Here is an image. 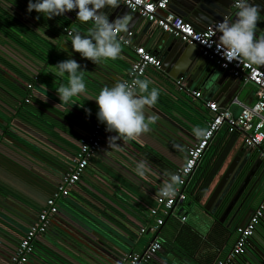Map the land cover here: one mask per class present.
Returning <instances> with one entry per match:
<instances>
[{"label":"crops","instance_id":"1","mask_svg":"<svg viewBox=\"0 0 264 264\" xmlns=\"http://www.w3.org/2000/svg\"><path fill=\"white\" fill-rule=\"evenodd\" d=\"M254 2L264 15V0ZM26 5L27 0L0 2V13H5L0 15V26L10 29L0 31V264L9 262L24 231L66 171L69 158L91 131L97 106L89 96L94 98L101 88L111 87L127 75L137 45L144 46L162 62L161 71L171 65L169 73L177 74L179 67L190 71L199 66L196 75L199 71L201 78L186 72L166 83L158 81V70L147 69L141 79H149V89L156 87L159 91L156 104L144 110L148 131L132 139L110 142L116 147L107 145V138L116 134H104L81 180L58 201V211L47 233L37 239L36 251L27 262L43 264L38 253L47 248L74 264H127L122 257L141 252L155 236L138 235L137 230L154 223L148 209L155 207L162 181L184 162L187 147L200 136L194 130L205 129L210 114L204 101H215L221 109L236 115L241 105L255 102V87L216 67L200 55L197 47L189 48L194 55L189 61L185 55L175 59L173 50L163 56L167 37L154 23L132 16L128 30L132 37L123 47L124 54L115 60L93 63L71 50V34L61 39L54 34L59 29L58 19L26 12ZM113 9H104L109 21L117 17L112 14ZM168 9L200 30L235 12L231 0H170ZM6 15L33 32L34 37L30 38L19 25L7 23ZM57 17L69 19V14ZM89 28L90 23L80 21L73 26L82 35H87ZM62 46L70 56L60 50ZM69 58L83 69L88 94L75 98L68 108L57 104L55 89L61 82L66 83V76L57 77L54 65ZM255 66L264 70V65ZM213 77L217 78L209 88L207 82ZM178 79L190 90L200 91L201 97L179 90L174 82ZM29 96L37 98L40 105L26 102ZM85 109L89 110L87 114ZM140 160L147 161L158 176L138 177L134 167ZM185 191L186 200L175 206L174 213L179 219L185 216L182 223L203 240L195 244L196 248L190 244L193 257L165 253L154 258L156 264H201L215 247L229 253L236 227L246 221L264 197V162L253 149L243 145L239 132L228 133L222 128L210 141ZM218 222L232 235L211 234L213 224ZM256 232L264 235V219ZM177 234L178 230L170 226L157 231L160 239L171 241L176 240ZM250 246L253 250L256 241H251ZM80 250L89 252L90 258Z\"/></svg>","mask_w":264,"mask_h":264},{"label":"built area","instance_id":"2","mask_svg":"<svg viewBox=\"0 0 264 264\" xmlns=\"http://www.w3.org/2000/svg\"><path fill=\"white\" fill-rule=\"evenodd\" d=\"M169 1L120 0V3L131 12L140 15L144 20L154 23L160 31L172 34L184 43L196 45L200 55L216 67L228 72L233 77L243 78L245 82L251 83L255 87L256 100L252 105H241L240 111L236 115L227 109H221L215 101H204L210 115L203 135H200L187 147L184 162L173 172L179 181L175 185V196L164 198L159 192L156 194L155 207L148 209V215L154 219V223L142 225L137 230L138 235L152 233L155 236L146 243L141 252L133 251L125 254L122 261L127 264H147L161 250V240L157 236V231L163 224L164 217L175 215V206L186 200L185 187L188 179L219 130L224 128L228 133L239 132L243 145L253 149L264 162V70L243 60L225 61L215 51L214 44L211 47L206 44L216 38L215 35L209 36V32L214 30L215 22L206 29H196L191 22L175 15L168 9ZM67 33L70 34V30H67ZM118 35L123 39L122 45L128 46L132 32L127 31ZM160 67L161 62L155 55L147 51L144 46L137 45L127 75L120 81L130 82L134 78L141 79L147 69L160 70ZM174 82L179 90L189 92L195 97H201L200 91H193L185 87L182 80L178 79ZM28 86L31 87V84ZM25 101L29 102L30 96ZM105 133L104 125L98 123L96 119L91 131L79 143L74 155L69 158L67 169L53 193L46 198L36 214L35 220L19 239L7 264H27L29 258L36 251L37 239L47 233L51 220L58 211V201L66 197L70 189L81 180L90 157L100 148ZM262 219H264V197L248 215L246 221L236 227V238L231 250L223 258L218 259L216 264H233L236 257L242 256L246 250V243L255 234ZM180 220L184 221L185 216H182Z\"/></svg>","mask_w":264,"mask_h":264},{"label":"clouds","instance_id":"3","mask_svg":"<svg viewBox=\"0 0 264 264\" xmlns=\"http://www.w3.org/2000/svg\"><path fill=\"white\" fill-rule=\"evenodd\" d=\"M235 12L231 16H223L216 21L214 30L209 36L215 35V40L206 44L215 45V51L225 61L243 60L252 65H264V35L258 34L257 22L261 19V7L254 0H231ZM120 0H27L26 12L35 11L38 17L51 19L63 16L64 13L75 10L76 20L81 23H91L87 35L73 30L70 35L71 50L79 53L82 58L95 63L101 59L115 60L120 55L123 39L118 34L126 33L133 19L128 13L119 15L109 21V13L104 9L116 8ZM255 34V35H254ZM69 56L70 52L61 47ZM55 75L63 79L55 89L58 103L68 108L74 103L75 98L87 95L84 71L73 59H66L54 65ZM213 77L207 82L211 88L214 85ZM151 81L147 78H134L130 82L117 81L111 87H103L93 97L97 110L95 113L98 123L104 125L106 132L116 135L107 138V145L116 147L117 139H132L148 131L145 122L144 110L156 104L159 91L156 87L149 89ZM45 98V96H44ZM88 109H85L86 114ZM197 135L203 131L194 130ZM134 172L138 177H157L158 174L145 160L135 162ZM178 177L174 174L164 179L159 187V193L164 198L175 196V185Z\"/></svg>","mask_w":264,"mask_h":264},{"label":"water","instance_id":"4","mask_svg":"<svg viewBox=\"0 0 264 264\" xmlns=\"http://www.w3.org/2000/svg\"><path fill=\"white\" fill-rule=\"evenodd\" d=\"M74 11L75 10L67 12V14H69V17L75 16ZM125 12L129 13V15L134 17L133 19H135L136 17L138 19L139 18L143 19L140 15H138L137 13L131 12L126 6H124L121 3L118 7L114 8L112 10V14H114L115 16L123 15ZM261 19H263V17ZM90 26L92 27L91 23H90ZM257 28H258V34H260L259 32H262V34L264 35V29H263L264 28V20L257 22ZM163 35H164L163 37H167L166 38L167 44L165 46L167 48V50L163 51V56L164 55L168 56L167 53L170 52L171 50H173V51H175V53H174L175 59L179 58V57L183 58L185 55V58H187V61H189L190 59L192 60L194 55H192V53H189V48L197 47L196 45L184 43L179 38L174 37L172 34H169L166 32H163ZM123 47H125V46L122 45L120 54H124ZM198 67L199 66H197L196 68H193L194 70L191 69L190 71L189 70L186 71L185 66L183 68L179 67L178 73L175 74L172 72L169 73L170 69L172 68V66L170 65L168 67V69L165 71L158 70V75H160V77H159L160 79H158V81H162L163 83H166L165 81H170L169 78L184 76V74L186 72H189L188 74L191 75V77H193L194 75H196V69ZM161 68H162V62H161L160 69ZM179 70H180V73H179ZM195 77H197V79L201 78V73L199 74V71H198V74ZM202 80H203V82H205V79H202ZM200 82H202V81H200ZM223 84H224V82H223ZM30 100L32 101V104L34 106L37 107L38 105H40V104H38L40 101L37 98L33 99V97H32ZM41 105L44 106L45 108H47V106L44 102H41ZM204 195H206V191L202 197H204ZM247 217H248V215H247ZM73 222H75V221H73ZM258 233L255 232V234L251 238H249L248 246H246V249H247L246 253L247 254L244 253L242 256L236 257L235 260L233 261V264H264V235L260 236ZM251 241H256V246L253 248V250L255 252H252L253 250H251V248H250V247H252V246H250ZM80 251L83 254V256H85V257H88L90 254L89 252L86 253L82 250H80ZM38 254H39L40 259L43 260V264H68L66 261L62 260L60 257L53 255V253H51L50 250H43L42 249V252H40ZM89 258H90V256H89Z\"/></svg>","mask_w":264,"mask_h":264},{"label":"trees","instance_id":"5","mask_svg":"<svg viewBox=\"0 0 264 264\" xmlns=\"http://www.w3.org/2000/svg\"><path fill=\"white\" fill-rule=\"evenodd\" d=\"M23 12L26 13L25 11H23ZM4 14L5 13H3V12L0 13V15H4ZM55 18L58 19V21H59L60 25L58 24L56 26L59 28L57 30L60 33H58L56 31V29L53 32L60 39H61V37H63V38L66 37V34H68L67 30H70V34H71L73 32V30H74L73 29L74 24L78 22V20H76V16L75 17H69V19L62 18V17H60V19L58 17H54V19ZM5 21L7 23H9L10 25H12L13 27H15V25H17V26L19 25L20 29H22L25 33H27V35L30 38L34 37V33L33 32H31L29 29L26 30L25 28H23L22 25H20L14 19L10 18V16L6 15L5 16ZM1 30L3 32H7L10 29H6V27L4 25H1L0 26V31ZM24 46L26 48H28L29 50H31L29 45L24 43ZM169 226L173 227L174 230H178L179 234H177L178 236L176 237V240H172V241L167 239V238L166 239H162L161 238L160 239L161 240V250L158 251L156 256L159 257L161 255H164L165 253H167V255L171 253V254L178 255L179 257L185 256V255H187L189 257H193V255H194L193 252H191L189 250L190 244H194V248H196L197 246L195 244L196 243L199 244L200 242H202L201 240H203V239H201V237L199 235H197V234H194V233L191 234V229L189 228V226L184 224V223H182V221L176 215L165 216L164 217V222L159 228L162 230V229H165V228H167ZM211 232H212L211 234H213L214 232L215 233L216 232L220 233L221 236L223 235V233H226L227 235H232V233L228 232V229L225 228L219 222L213 224ZM205 242L206 241L204 240L203 241V243H204L203 246L204 247H205ZM184 243H187V244H184ZM37 246L38 245L36 243V248H37ZM45 249L49 250L47 248H45ZM223 252L224 251L217 249V247H215L212 250H209L207 252V255H208L207 259L205 260V262L202 261L201 264H216L218 259H221L222 257L225 256L226 253L224 254ZM51 253H53V252H51ZM53 255H55L57 257H60L62 260L66 261L68 264H74V263L66 260L65 258L61 257L58 254L53 253ZM156 261H157L156 259H152L147 264H156L155 263ZM87 264H93V263L90 262V263H87Z\"/></svg>","mask_w":264,"mask_h":264},{"label":"rangeland","instance_id":"6","mask_svg":"<svg viewBox=\"0 0 264 264\" xmlns=\"http://www.w3.org/2000/svg\"><path fill=\"white\" fill-rule=\"evenodd\" d=\"M187 208V211L189 212V214H190V208H188V207H186Z\"/></svg>","mask_w":264,"mask_h":264}]
</instances>
